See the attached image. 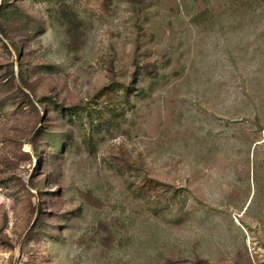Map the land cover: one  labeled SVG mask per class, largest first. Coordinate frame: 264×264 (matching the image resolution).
Instances as JSON below:
<instances>
[{
	"label": "rangeland",
	"instance_id": "1",
	"mask_svg": "<svg viewBox=\"0 0 264 264\" xmlns=\"http://www.w3.org/2000/svg\"><path fill=\"white\" fill-rule=\"evenodd\" d=\"M0 264H264V0H0Z\"/></svg>",
	"mask_w": 264,
	"mask_h": 264
}]
</instances>
